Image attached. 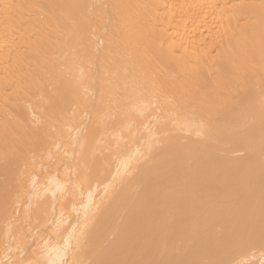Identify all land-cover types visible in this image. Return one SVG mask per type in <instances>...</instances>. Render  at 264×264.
<instances>
[{
    "label": "bare ground",
    "instance_id": "1",
    "mask_svg": "<svg viewBox=\"0 0 264 264\" xmlns=\"http://www.w3.org/2000/svg\"><path fill=\"white\" fill-rule=\"evenodd\" d=\"M243 1L0 0V264H264V0Z\"/></svg>",
    "mask_w": 264,
    "mask_h": 264
},
{
    "label": "rangeland",
    "instance_id": "2",
    "mask_svg": "<svg viewBox=\"0 0 264 264\" xmlns=\"http://www.w3.org/2000/svg\"><path fill=\"white\" fill-rule=\"evenodd\" d=\"M228 2L230 1V0H227ZM233 1V2H232ZM230 2H232V3H230ZM229 3H228V6H227V9H230L231 7L233 8V6H235V8H237V6H240V4H242L244 1L243 0H231ZM247 3H249V1L247 2V1H245V4H247ZM243 6V5H242ZM234 8V9H235ZM145 10V11H144ZM230 10H232V9H230ZM28 10L27 11H25L24 12V16H23V20L21 21V23L19 24V26H20V28H17V30L19 31H16V33H17V35L14 37L15 38V40H16V42H19L20 41V38H21V36L22 35H25L26 36V41H24L23 43H20V47H22L23 48V46L25 45V44H27V45H30L31 47L29 48V49H27V53H32L33 52V50H34V46H35V30H33L32 29V27H30V25H29V21L31 20V19H33L34 17H35V13L34 12H28ZM140 12L142 13V15L144 16V15H146L147 14V10L146 9H141L140 10ZM146 12V13H145ZM26 14V15H25ZM33 14V15H32ZM234 14V13H233ZM232 14V15H233ZM158 15V16H157ZM231 15V16H232ZM145 17V16H144ZM148 19H147V21H148V23H149V21L151 22V23H153V21H154V23H155V27H157V25H158V27H157V29L159 30L160 29V24H159V14L158 13H156L155 14V16L153 17V15H150V16H148L147 17ZM153 18V20H151ZM28 20V21H27ZM247 20H248V18L245 16H241V15H239L238 16V18H237V26H241L242 25V23H240V22H243V26L247 23ZM24 21V22H23ZM25 21H27L26 23H25ZM22 23H23V25H22ZM25 23V24H24ZM157 23V24H156ZM227 25V27H228V24H226ZM226 25L224 26L225 27V30H226ZM24 28H27V29H24ZM19 33V34H18ZM33 33V34H32ZM21 34V35H20ZM29 36V37H28ZM28 38V39H27ZM30 42V43H29ZM160 45L161 46H166V44L165 43H160ZM26 46V45H25ZM33 47V48H32ZM31 48H32V50H31ZM145 49V51H146V53H147V51H148V49H147V47H145L144 48ZM30 52H29V51ZM147 56H148V54H147ZM151 58H152V56H151ZM28 63H30L29 65H27ZM32 65V66H31ZM22 67H24L23 68V70H22V73L23 74H25V73H27L28 74V76L29 75H31L32 73H33V70L35 69V61H29L28 59H24V63H23V66ZM252 67L254 68V69H257V68H259V66L257 65V64H253L252 65ZM28 68V69H27ZM27 74H25L26 76L25 77H28L27 76ZM179 78L181 77V76H178ZM8 89V90H7ZM7 89H5L3 92H4V95H5V97H7V101L6 102H1L0 103V106L2 107V109H3V111L5 110L6 111V113L8 114V115H10V116H13V111L11 110V108L9 109V107H7V105H5V104H8L9 106H10V102H12L13 101V99H14V97L13 96H10V95H13L14 94V90L12 89V86L11 87H8ZM11 91L13 92V94L11 93ZM7 95H9V96H7ZM12 98V100H11V98ZM26 103H27V105H28V102L27 101H22V102H20V105H21V107L22 108H24V111L26 112V113H28L29 112V106L27 107V105H26ZM27 107V108H26ZM26 109H28V111L26 110ZM28 121H31L30 119L28 120ZM30 123H32V122H30ZM32 125H33V123H32ZM33 126H35V124L33 125ZM37 126V125H36Z\"/></svg>",
    "mask_w": 264,
    "mask_h": 264
}]
</instances>
